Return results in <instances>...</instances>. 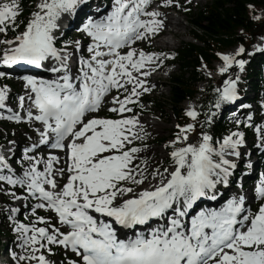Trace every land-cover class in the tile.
Returning <instances> with one entry per match:
<instances>
[{"label": "snow or ice", "instance_id": "6c2138e0", "mask_svg": "<svg viewBox=\"0 0 264 264\" xmlns=\"http://www.w3.org/2000/svg\"><path fill=\"white\" fill-rule=\"evenodd\" d=\"M152 2L111 0L105 15L88 16L80 29L90 43L65 41L58 47V21L84 0H40L19 32L21 0H0L5 37L0 65H30L54 74L22 77L28 89L17 97L22 111L8 106V86H0L6 119L40 125L34 128L38 140L23 149L19 160L0 154V191L14 200L35 201L28 223L15 220L20 208L11 209L20 248L11 254L15 264H58L49 258L56 248L67 257L60 264H264V172L252 197L259 201L255 209L242 188L226 199L221 191L230 188L238 162L247 155L241 152L246 144L241 127H254L256 146L264 148V126L256 125L249 112L220 138L203 130L213 121L212 109L237 101L239 75L215 89V102L198 133L200 113L186 111L193 122L176 125L178 131L165 145L170 149L166 167L149 172L140 156L146 145L136 142L147 133L133 109L145 107L140 97L151 91L147 77L165 54L135 45L150 41L163 26L159 8L181 7L179 0H159L156 8ZM245 52L240 45L234 53H218L219 73L233 65L243 71L247 61L238 57ZM7 75L0 71V78ZM105 105L113 116L98 115ZM42 146L63 152V166L55 152L43 155ZM218 199H223L219 206H201ZM40 209L54 216L39 215Z\"/></svg>", "mask_w": 264, "mask_h": 264}, {"label": "trees", "instance_id": "16d2710c", "mask_svg": "<svg viewBox=\"0 0 264 264\" xmlns=\"http://www.w3.org/2000/svg\"><path fill=\"white\" fill-rule=\"evenodd\" d=\"M33 3L34 0H25L21 5L23 11L19 20L23 21L22 25L30 16ZM245 3H249L251 8L245 7ZM257 8L264 9V0H213L190 16L191 26L194 29L192 32L201 44L184 43L176 51L180 72L173 75L169 82L171 109L179 123L190 120L180 105L187 96L193 97L196 92V82L202 79L198 68L200 62L211 68L213 59L217 58V52L237 43L248 45L254 35L264 33V20L254 22L248 16V10L255 11ZM233 70L234 68L230 69L231 77L235 74ZM256 71L255 63L250 62L244 79L252 87L256 85V81L251 79L256 77ZM224 78L225 75L221 80ZM212 91L213 85L210 83L197 108L200 113L199 120L210 104ZM211 127L214 138H220L228 130L226 124L220 120ZM207 129H209L208 125ZM9 238L12 240L13 235L9 234Z\"/></svg>", "mask_w": 264, "mask_h": 264}, {"label": "rangeland", "instance_id": "374dc122", "mask_svg": "<svg viewBox=\"0 0 264 264\" xmlns=\"http://www.w3.org/2000/svg\"><path fill=\"white\" fill-rule=\"evenodd\" d=\"M187 1L188 0H179L181 7H176L174 5L175 6L174 8L176 9V11L169 10L168 7H166V8L164 7L166 12L168 13L167 15L168 16L170 15L169 17H178V19H180V21H181V25L179 28L180 33L178 34L179 36L176 37L174 41L173 40L171 41V43L174 46V47H172L173 50L177 49V47L180 45V43L182 41H193L191 39V37L189 36L190 27L186 24V20L188 19L186 12L191 13V12L198 11V9L203 7L207 3L208 0H193L192 4H190V5H187ZM39 2H40V0H35V8L36 9H37V5L39 4ZM189 6H190V8H189ZM185 9H187V10H185ZM163 12H165V11H163ZM2 37H3L2 34H0V39H2ZM74 39L75 38H73V40ZM263 44H264V38L263 39H257L255 44L251 48L250 53L256 54L255 52L258 51V48H261L263 46ZM169 49H171V48H169ZM236 49L237 48L234 47V48L228 50L229 53H225V54L234 53ZM214 66H215V70L218 74V72H219L218 68L223 66V63L215 62ZM169 68L171 70L167 74L166 69H169ZM176 72H177V67L175 65L169 66V67H163L161 69L160 73L157 74L156 79L158 80V82L156 84L167 83L169 80V77ZM204 74L206 76V79L207 78L213 79L214 82L216 83V77H217L216 73L209 75V72L204 71ZM156 84H154V85H156ZM162 84L157 85L154 88H151L152 85L148 84V86L151 88V91L141 95V97L147 96V95L152 96V97H154V99L157 103H160V105L163 106V110L161 112L159 111L160 109H159V107H157V105H153L151 107V109L154 113V116H151V115L143 116V115L139 114L140 119H143V118L156 119L159 121V123L162 126V130L159 131V133H153L151 130H149V128L144 127V131L147 133L146 139H144L143 141H137L136 142V144L138 146L141 144L146 145V147L142 150V153H140V156H142L143 158L146 159L149 172L154 170V168L157 165H160L161 167L165 166V161L168 158V155H167V152L165 151L164 144L161 142V139L166 138V139L171 140L170 137L175 132V129H176L175 119H174V116L172 115V112L170 110V100H169L170 93L168 91V88L163 87ZM204 89H205V82L198 83V85H197L198 94L196 95V99L199 98V96H200L199 93L203 92ZM190 103H192V104H190ZM193 106H195L194 101H192V102L186 101L182 104V107L186 111L189 108H192ZM222 106L218 110L214 109L215 115L216 114L219 115L221 113V111L224 108V106L223 107ZM107 107H108V105H107ZM134 112L137 113L136 111H134ZM159 112L162 114V117H163L162 119L164 121L159 120V118H158ZM232 114H234V115L233 116L226 115V117L229 120V123L235 122V119L238 118V113H236L234 111V112L230 113L229 115H232ZM26 130H27V126H21V125L14 126V125H10L8 123H3L0 121V136H3V137L8 136V138H7L8 141L6 142V144L9 147H13L16 144H18L19 142L28 140L31 137V135L29 133H27ZM192 135H195V133H193ZM12 142H14V143H12ZM152 149L154 150L155 153L158 152L157 155H161V156H156V155L152 156L151 155ZM243 150H245V149L243 148ZM149 156H152L151 160H149ZM4 196H5V192L0 191V216H1V212H2L1 209H3L1 207V205H3L2 203H4ZM12 206H13V204H12ZM12 215H13V213L6 215V220H0V225L3 228H5L6 230H11L12 232H14L13 229L15 227V223L12 220H9V216H12ZM17 218H18V215L16 213L15 214V220H17ZM2 233H3V231L0 230V234H2ZM9 250H12L13 252L16 251L17 253L20 252L19 247H17V249H15V248L12 249L10 246ZM68 257H72V254H68ZM66 259H67V257L64 255L63 250H61L59 248H57V250H55V255L52 256V260L57 261L58 264H60V262L66 261ZM11 264H15V261L12 260Z\"/></svg>", "mask_w": 264, "mask_h": 264}, {"label": "bare ground", "instance_id": "6f19581e", "mask_svg": "<svg viewBox=\"0 0 264 264\" xmlns=\"http://www.w3.org/2000/svg\"><path fill=\"white\" fill-rule=\"evenodd\" d=\"M168 13L163 12V15L160 17V19L163 20V26L161 27L162 30H166L168 31V27L172 26V28L170 29L171 32H173L175 35H178L180 33L179 28L181 25V21L178 18L175 17H169L167 15ZM66 25H68V22L66 23ZM162 47H171L168 42L166 40H163L161 43ZM153 68H155V65H153ZM156 70V69H155ZM154 70V71H155ZM171 69L168 70V72H170ZM154 71H151V74L154 73ZM150 74V75H151ZM157 77L153 78V85L156 84L158 82V80L156 79ZM200 86V85H199ZM198 86V87H199ZM199 89V88H198ZM159 117H162V114L159 112L158 113ZM141 123L143 124L144 127L149 128V130H151L153 133H159V131L162 130V126L159 123L158 120L156 119H151V118H143L140 119ZM154 149V148H153ZM152 149L151 151V155H156V156H161V155H157L158 152H154V150ZM142 153V152H141ZM152 156H149V160H151ZM146 186V185H145Z\"/></svg>", "mask_w": 264, "mask_h": 264}]
</instances>
